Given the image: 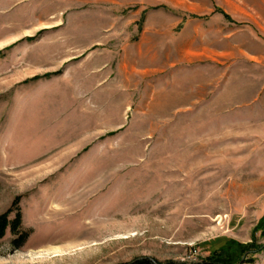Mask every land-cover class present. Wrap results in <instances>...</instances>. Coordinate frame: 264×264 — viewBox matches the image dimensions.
Wrapping results in <instances>:
<instances>
[{
	"label": "rangeland",
	"instance_id": "374dc122",
	"mask_svg": "<svg viewBox=\"0 0 264 264\" xmlns=\"http://www.w3.org/2000/svg\"><path fill=\"white\" fill-rule=\"evenodd\" d=\"M10 210L0 264H264V0H0Z\"/></svg>",
	"mask_w": 264,
	"mask_h": 264
},
{
	"label": "trees",
	"instance_id": "16d2710c",
	"mask_svg": "<svg viewBox=\"0 0 264 264\" xmlns=\"http://www.w3.org/2000/svg\"><path fill=\"white\" fill-rule=\"evenodd\" d=\"M10 214H11V210L0 215V239L4 238L7 230L10 229L11 232L18 237L15 241H13L12 245L15 249H19L29 238V233H22L20 231L23 224L22 214L18 212L13 220H10ZM139 264H152V263L148 260H145L139 262ZM169 264H174V263H169Z\"/></svg>",
	"mask_w": 264,
	"mask_h": 264
}]
</instances>
